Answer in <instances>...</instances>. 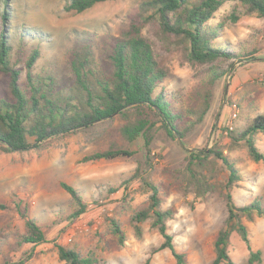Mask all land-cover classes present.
<instances>
[{
  "label": "rangeland",
  "instance_id": "374dc122",
  "mask_svg": "<svg viewBox=\"0 0 264 264\" xmlns=\"http://www.w3.org/2000/svg\"><path fill=\"white\" fill-rule=\"evenodd\" d=\"M142 1L107 2L78 15L67 13L63 0H7V5L0 0V14L8 10L10 18L5 26L14 40L17 33V37L38 44L37 71H50L65 80L70 76L68 64L73 50L89 44L96 62L101 64L110 40L128 29L129 18ZM232 14L239 17L234 24L228 19ZM221 21H225L224 31L218 42L236 54L248 55V61L236 62L216 84L208 114L184 140L155 138L150 146L151 166L144 163L146 153L141 139L129 144L121 138L119 121L53 140L39 150L0 152V205L6 207L0 210V264H63L58 259L57 246L91 256L96 264H175L168 250L154 253L163 240L151 229V221L140 226V238L135 236L130 219L148 205L142 181L131 179L137 169L142 180L159 186L162 209L176 213L174 220L167 223L175 249L186 256L188 264H211L213 243L227 217L220 194L227 173L221 164H214L211 183L215 193L201 198L192 193L184 195L173 172L181 169L191 154L218 148L240 175V182L231 191L234 204L241 207L260 198L264 205V164L252 162L244 148L228 151V133L243 129L264 114V19L245 15L240 3L232 1L216 14L215 23ZM2 27L0 19V30ZM156 29V25L149 24L143 36L154 44L169 71L165 91L185 101L203 79L206 68L191 66L175 46L167 52L155 36ZM30 45L34 44H28L27 50ZM24 60L15 47L12 64L23 70ZM6 80L0 73V92ZM255 143L264 154V134H258ZM111 147L127 150L133 156L81 162ZM61 183L77 190L89 204L77 220L66 219L75 204L61 189ZM21 214L41 228L45 237L42 245L20 244L19 237L25 232ZM111 220L119 224L124 235L122 245L112 233ZM243 224L251 250L261 252L264 264V219L254 216L250 221L243 219ZM69 237L71 243L67 242ZM227 252L236 264H243L249 255L236 233L230 236Z\"/></svg>",
  "mask_w": 264,
  "mask_h": 264
},
{
  "label": "trees",
  "instance_id": "16d2710c",
  "mask_svg": "<svg viewBox=\"0 0 264 264\" xmlns=\"http://www.w3.org/2000/svg\"><path fill=\"white\" fill-rule=\"evenodd\" d=\"M67 13L82 14L98 4L118 0H63ZM237 1L245 15L264 19V0H144L131 16L128 29L110 40L109 50L101 64L96 62L89 44L80 45L70 55V76L59 79L50 71H37L40 51L31 39L7 33V9L0 14L3 27L0 30V73L7 79L0 92V152L21 153L39 150L53 140L85 133L96 126L119 121L118 132L129 143L143 141L146 166L150 164V146L155 138L184 140L200 126L208 114L216 84L225 78L236 62L248 61V55L236 54L223 38L224 22L215 23L218 11L228 2ZM7 5V0H2ZM228 19L234 24L239 17L232 14ZM227 19V20H228ZM156 25L155 36L163 46L180 49L191 66L205 67L204 77L197 83L185 101L167 95L164 83L169 71L155 51L154 44L143 36L149 24ZM28 40V41H26ZM16 41L15 43H13ZM30 45L27 50L28 44ZM14 44V45H13ZM16 44V45H15ZM16 47L25 60L23 70L11 62ZM238 109V105H235ZM264 134V114L256 116L243 129L228 133V151L246 149L254 163L264 164V154L255 143V137ZM133 153L111 147L87 156L82 163L115 161L131 158ZM214 164H221L227 179L221 196L225 201L227 217L214 243V259L211 264H236L227 252L232 233H236L249 252L243 264H263L260 251L251 250L247 228L243 219L254 216L264 219V205L256 199L244 206L234 204L231 191L240 182L234 163L218 148L207 153L191 154L186 164L173 172L179 190L204 198L215 193L211 178ZM139 178L148 195V205L135 213L130 222L135 236L141 237V225L151 221L150 227L162 237L161 245L154 253L168 250L175 264H188L186 256L175 249L173 236L167 231V223L174 220V210L162 209L161 190L152 182L141 179L137 169L131 179ZM61 189L75 204L66 217L74 221L84 215L89 207L82 195L72 187L61 183ZM6 209L0 205V210ZM25 220V232L20 244L39 246L45 242L44 233L34 220ZM112 233L120 245L124 235L119 224L111 220ZM58 259L63 264H96L91 256L57 246Z\"/></svg>",
  "mask_w": 264,
  "mask_h": 264
},
{
  "label": "built area",
  "instance_id": "2783aa9c",
  "mask_svg": "<svg viewBox=\"0 0 264 264\" xmlns=\"http://www.w3.org/2000/svg\"><path fill=\"white\" fill-rule=\"evenodd\" d=\"M234 117H236V115H234ZM67 242L71 243V242H72V239L69 237V238L67 239Z\"/></svg>",
  "mask_w": 264,
  "mask_h": 264
}]
</instances>
